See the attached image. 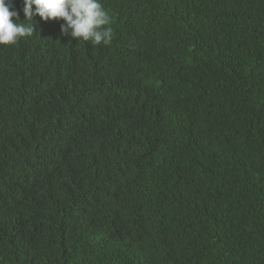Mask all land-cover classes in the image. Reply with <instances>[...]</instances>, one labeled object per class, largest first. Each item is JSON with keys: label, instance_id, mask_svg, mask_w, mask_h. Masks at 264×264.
I'll list each match as a JSON object with an SVG mask.
<instances>
[{"label": "trees", "instance_id": "16d2710c", "mask_svg": "<svg viewBox=\"0 0 264 264\" xmlns=\"http://www.w3.org/2000/svg\"><path fill=\"white\" fill-rule=\"evenodd\" d=\"M101 3L0 45V264H264V0Z\"/></svg>", "mask_w": 264, "mask_h": 264}, {"label": "clouds", "instance_id": "9594fccd", "mask_svg": "<svg viewBox=\"0 0 264 264\" xmlns=\"http://www.w3.org/2000/svg\"><path fill=\"white\" fill-rule=\"evenodd\" d=\"M23 3L25 19L21 20L18 11L10 10L12 6L7 0H0V45H15L22 37L32 36L35 16L45 22L63 20L61 31L65 35L93 45H110L113 40L112 17L101 0H23ZM133 5L125 6L120 13L136 16L131 13Z\"/></svg>", "mask_w": 264, "mask_h": 264}, {"label": "bare ground", "instance_id": "6f19581e", "mask_svg": "<svg viewBox=\"0 0 264 264\" xmlns=\"http://www.w3.org/2000/svg\"><path fill=\"white\" fill-rule=\"evenodd\" d=\"M17 58V57H16ZM19 61V60H18ZM8 66V65H7ZM10 74V73H9ZM15 74V73H14ZM13 118V117H12ZM3 119V118H2ZM10 123V122H9ZM172 128V127H171ZM174 129V128H173ZM23 132V131H22ZM176 145V144H175ZM172 146V145H171ZM172 149H173V147H172ZM262 184V183H261ZM263 189V188H262ZM32 205V204H31ZM35 205V204H34ZM244 219V218H243ZM235 222V221H234ZM239 225V224H238ZM247 232V231H246ZM26 248V247H25ZM257 248V247H256ZM43 249V248H42ZM39 252V251H38ZM246 255V254H245ZM244 256V255H243ZM251 257V256H250ZM247 258H249V257H247ZM29 259V258H28ZM248 263H249V261H248Z\"/></svg>", "mask_w": 264, "mask_h": 264}]
</instances>
